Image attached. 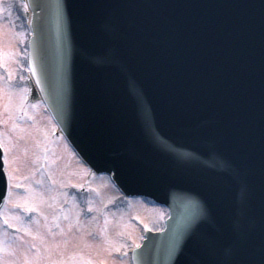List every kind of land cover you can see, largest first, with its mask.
Returning a JSON list of instances; mask_svg holds the SVG:
<instances>
[{"label":"water","instance_id":"1","mask_svg":"<svg viewBox=\"0 0 264 264\" xmlns=\"http://www.w3.org/2000/svg\"><path fill=\"white\" fill-rule=\"evenodd\" d=\"M28 2L31 69L60 125L93 168L170 209L136 264H259L264 0Z\"/></svg>","mask_w":264,"mask_h":264},{"label":"rangeland","instance_id":"2","mask_svg":"<svg viewBox=\"0 0 264 264\" xmlns=\"http://www.w3.org/2000/svg\"><path fill=\"white\" fill-rule=\"evenodd\" d=\"M14 3L0 0V143L10 180L0 264H130L129 249L144 227L162 225L165 210L140 199L118 205L109 179L72 154L44 104L27 96L29 31Z\"/></svg>","mask_w":264,"mask_h":264},{"label":"snow or ice","instance_id":"3","mask_svg":"<svg viewBox=\"0 0 264 264\" xmlns=\"http://www.w3.org/2000/svg\"><path fill=\"white\" fill-rule=\"evenodd\" d=\"M23 7L26 9L27 4H24ZM261 259L259 260V264H264V251L261 252Z\"/></svg>","mask_w":264,"mask_h":264}]
</instances>
